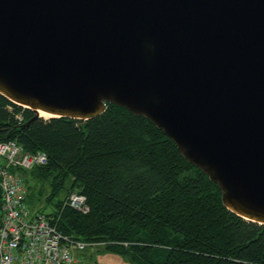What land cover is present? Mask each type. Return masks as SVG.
I'll return each mask as SVG.
<instances>
[{
    "label": "water",
    "instance_id": "water-1",
    "mask_svg": "<svg viewBox=\"0 0 264 264\" xmlns=\"http://www.w3.org/2000/svg\"><path fill=\"white\" fill-rule=\"evenodd\" d=\"M0 94L22 127L144 115L264 225V0H0Z\"/></svg>",
    "mask_w": 264,
    "mask_h": 264
},
{
    "label": "trees",
    "instance_id": "trees-1",
    "mask_svg": "<svg viewBox=\"0 0 264 264\" xmlns=\"http://www.w3.org/2000/svg\"><path fill=\"white\" fill-rule=\"evenodd\" d=\"M32 117L0 94V142L48 159L17 170L25 202L44 212L41 202L62 189L55 211L44 212L60 233L132 264H264V225L224 206L218 184L144 115L110 102L88 120L37 117L22 127ZM72 191L85 196L86 213L65 204Z\"/></svg>",
    "mask_w": 264,
    "mask_h": 264
},
{
    "label": "built area",
    "instance_id": "built-area-1",
    "mask_svg": "<svg viewBox=\"0 0 264 264\" xmlns=\"http://www.w3.org/2000/svg\"><path fill=\"white\" fill-rule=\"evenodd\" d=\"M15 117L22 121L23 117ZM0 264H71L73 250L86 243L60 233L42 211L30 214L25 203V183L17 170H31L47 164L43 151L28 152L15 141L0 142ZM65 204L86 213L85 196L72 191Z\"/></svg>",
    "mask_w": 264,
    "mask_h": 264
},
{
    "label": "rangeland",
    "instance_id": "rangeland-1",
    "mask_svg": "<svg viewBox=\"0 0 264 264\" xmlns=\"http://www.w3.org/2000/svg\"><path fill=\"white\" fill-rule=\"evenodd\" d=\"M43 119L49 118V117H42ZM2 159L0 158V163H2ZM71 178L67 177L65 178V187L69 186L71 183ZM39 183V182H38ZM40 185V184H39ZM63 190L61 189L59 194L57 195L56 199L62 198ZM56 199H53V203H44L41 202V206L44 207L43 210L45 213H49L51 211H55V205L54 202H56ZM30 214L34 213L36 211V208L34 205L26 201ZM82 254L85 256V258L80 261L78 264H132L128 256L113 253L111 251H108L106 247H104L103 244H95L94 247L87 246L85 249H83Z\"/></svg>",
    "mask_w": 264,
    "mask_h": 264
},
{
    "label": "crops",
    "instance_id": "crops-1",
    "mask_svg": "<svg viewBox=\"0 0 264 264\" xmlns=\"http://www.w3.org/2000/svg\"><path fill=\"white\" fill-rule=\"evenodd\" d=\"M83 250H73V256L74 260L71 264H78L80 261H82L85 256L82 254Z\"/></svg>",
    "mask_w": 264,
    "mask_h": 264
},
{
    "label": "bare ground",
    "instance_id": "bare-ground-1",
    "mask_svg": "<svg viewBox=\"0 0 264 264\" xmlns=\"http://www.w3.org/2000/svg\"><path fill=\"white\" fill-rule=\"evenodd\" d=\"M39 115L41 116V117H50V115L49 114H47V113H43V112H39ZM22 122V121H21Z\"/></svg>",
    "mask_w": 264,
    "mask_h": 264
}]
</instances>
